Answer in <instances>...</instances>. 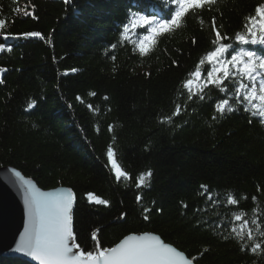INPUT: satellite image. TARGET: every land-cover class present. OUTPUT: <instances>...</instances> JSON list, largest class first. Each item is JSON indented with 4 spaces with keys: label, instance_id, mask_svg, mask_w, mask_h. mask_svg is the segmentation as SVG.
<instances>
[{
    "label": "trees",
    "instance_id": "1",
    "mask_svg": "<svg viewBox=\"0 0 264 264\" xmlns=\"http://www.w3.org/2000/svg\"><path fill=\"white\" fill-rule=\"evenodd\" d=\"M261 4L217 0L142 56L136 43L148 26L130 29L128 39L125 26L134 14L168 19L172 0H0V43L11 48L0 52V168L45 191L71 189L73 231L85 252L96 249L93 233L101 249L153 233L195 264H264V252L250 250L264 246V124L237 99L235 69L220 87L204 86L214 67L206 59L216 47L212 18L233 50L264 55V47L235 40ZM29 32L43 39L22 35ZM198 67L197 80L190 74ZM224 99L234 111H217ZM109 148L131 179L116 180ZM237 214L253 240L231 232ZM0 264L30 263L0 257Z\"/></svg>",
    "mask_w": 264,
    "mask_h": 264
},
{
    "label": "snow or ice",
    "instance_id": "2",
    "mask_svg": "<svg viewBox=\"0 0 264 264\" xmlns=\"http://www.w3.org/2000/svg\"><path fill=\"white\" fill-rule=\"evenodd\" d=\"M65 2H68V0H65ZM172 3L175 5V10L171 12L168 19L157 20L155 16L134 14L130 24L125 26V39H128L130 29L134 30L138 26H148V34L140 37L136 43V47L142 56L147 55L152 50L160 35L181 28L185 17L190 12L195 13L206 6L211 9L217 3V0H172ZM211 24L215 32V40L212 43L216 47L207 54L206 59L209 63H213L214 67L208 73L207 82L204 86L206 87L208 83H211L220 87L225 80L233 75L232 69H235L241 77V82L236 89L237 99H240L242 94V102L250 105V107H245L244 110L251 111L252 116L259 117L260 123L264 124V55H258L256 51L239 49L231 55L230 60L223 59L225 54L233 48V45L222 42L227 37L221 35L215 17L212 18ZM244 27L246 34L237 33L235 35L236 41L244 45H264V4L256 7L255 15L247 18ZM4 28L5 20L0 18V29ZM22 35L25 38L39 37L43 39L39 32H29ZM4 39L7 40L8 36H5ZM113 48H115V45H113ZM5 50L11 51V48L6 49V45L0 43V52ZM203 63L204 59L200 61V64ZM4 71L6 69L0 68V73ZM190 75L198 80L201 75L199 67ZM243 78H247L251 83H243ZM193 82L192 79H189L184 85L189 90V98L197 94L191 88ZM221 90L226 91V89ZM199 91L203 92V88H200ZM91 95H95V93H91ZM201 98L203 97L201 96ZM77 99L80 98L77 97ZM33 107H35V101L29 103V108ZM88 107L92 108L91 105H88ZM226 109L229 111L235 110L229 107V100L224 99L217 105V111L223 114ZM180 110L178 106L175 114L179 115ZM167 121L171 122V117H168ZM107 155L116 180L119 181L121 178L131 179L129 174L117 162L116 153L112 148L108 149ZM151 175V171L141 174L137 186H146ZM25 183L27 185L25 205L28 212V225L20 236L15 251L24 253L33 260L38 261V264H192V260L186 258L175 247L166 244L159 236L148 233L128 235L114 247L103 249L99 247L96 233H93L92 239L96 242V249L95 251L85 252L80 244L76 243V235L73 231L72 208L74 194L71 189L45 193L39 191L31 182ZM201 187L206 189V186ZM89 199L102 205L109 203L93 194H89ZM137 200L139 201L140 197H137ZM227 203L236 205L238 200L230 196ZM144 218L148 219L147 216ZM235 220L240 222L238 227L233 226L231 228V232L235 234L236 239L241 241L245 239L253 240V230L247 227L249 221L243 218V214H237ZM261 234L264 235V232H261ZM244 247L242 245V250ZM77 249L79 251H76ZM250 250L252 253L257 254L258 252H264V246L261 243H254Z\"/></svg>",
    "mask_w": 264,
    "mask_h": 264
},
{
    "label": "water",
    "instance_id": "3",
    "mask_svg": "<svg viewBox=\"0 0 264 264\" xmlns=\"http://www.w3.org/2000/svg\"><path fill=\"white\" fill-rule=\"evenodd\" d=\"M25 182H31L39 191L45 193L67 190L68 188L59 187L45 191L40 189L34 181L25 177L20 171L12 167L0 168V257H14L30 264H38V261L33 260L24 253L15 251L19 238L28 225V212L25 205L27 185ZM74 204L75 197L72 208V220ZM148 234L155 235L153 233ZM76 251L79 250L77 249ZM185 257L188 258L186 255ZM192 264L195 263L192 262Z\"/></svg>",
    "mask_w": 264,
    "mask_h": 264
}]
</instances>
